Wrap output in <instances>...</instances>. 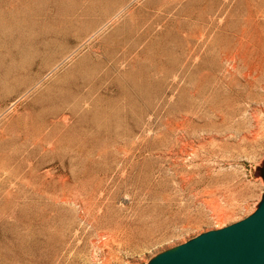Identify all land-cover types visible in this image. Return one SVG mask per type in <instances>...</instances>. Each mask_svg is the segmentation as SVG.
Returning <instances> with one entry per match:
<instances>
[{"label":"rangeland","instance_id":"1","mask_svg":"<svg viewBox=\"0 0 264 264\" xmlns=\"http://www.w3.org/2000/svg\"><path fill=\"white\" fill-rule=\"evenodd\" d=\"M263 156L264 0H0V264H145Z\"/></svg>","mask_w":264,"mask_h":264},{"label":"water","instance_id":"2","mask_svg":"<svg viewBox=\"0 0 264 264\" xmlns=\"http://www.w3.org/2000/svg\"><path fill=\"white\" fill-rule=\"evenodd\" d=\"M253 174L264 185V156ZM145 264H264V191L245 218L164 249Z\"/></svg>","mask_w":264,"mask_h":264}]
</instances>
